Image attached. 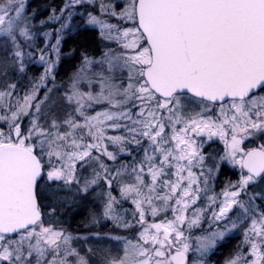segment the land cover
<instances>
[{
  "label": "snow or ice",
  "instance_id": "obj_1",
  "mask_svg": "<svg viewBox=\"0 0 264 264\" xmlns=\"http://www.w3.org/2000/svg\"><path fill=\"white\" fill-rule=\"evenodd\" d=\"M0 0V264H264V0Z\"/></svg>",
  "mask_w": 264,
  "mask_h": 264
},
{
  "label": "trees",
  "instance_id": "obj_2",
  "mask_svg": "<svg viewBox=\"0 0 264 264\" xmlns=\"http://www.w3.org/2000/svg\"><path fill=\"white\" fill-rule=\"evenodd\" d=\"M45 2H48V0H34L33 6H35L36 4H43ZM55 2L59 3V0H55Z\"/></svg>",
  "mask_w": 264,
  "mask_h": 264
}]
</instances>
